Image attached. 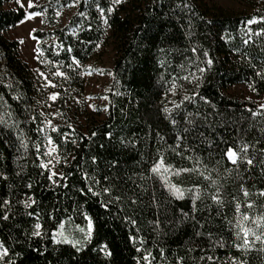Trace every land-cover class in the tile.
<instances>
[{
	"label": "trees",
	"instance_id": "trees-1",
	"mask_svg": "<svg viewBox=\"0 0 264 264\" xmlns=\"http://www.w3.org/2000/svg\"><path fill=\"white\" fill-rule=\"evenodd\" d=\"M17 1L0 0V116L7 125H15L0 124V205L5 199L12 205L9 220H0V241L9 249V256L0 264H146L141 259L143 250L156 257L152 264H178V258H183L182 264H209L200 261L202 255L217 258L215 264H229V257L264 264V252L242 253L234 247L238 242L234 226L240 216L236 202L241 204V213L250 217L264 212V197L259 195L264 191V109L224 93L228 86L246 85L258 96L264 95V79L257 75H264V8L237 13L206 0H122L119 4L79 0L76 13L65 25L62 9L72 0H47L32 8L30 13L43 14L44 29L34 36L42 41L44 59L67 77L60 82L58 107L62 115L69 117L74 95L84 91V78L73 58L86 64L102 46L113 45L116 51L107 118L91 122L87 132L65 142L64 134L71 131L68 127L59 128L58 133L37 131L46 129L47 94L22 60L19 43L7 37L27 16ZM97 4L104 9L103 16ZM109 8L113 11L108 12ZM203 52H208L214 63L200 72L207 67ZM193 76L198 81L190 84L184 79ZM185 95L193 98L185 100ZM165 107L171 109L170 114L163 111ZM189 112L196 124L183 133L184 127H189L185 121ZM253 112L260 114L253 117ZM182 134L185 139L179 141L177 151L183 155H177L171 148ZM48 135L69 160L63 170L67 188L53 187L47 172L36 166L40 161L34 145L39 144L43 153ZM21 138L27 150L21 146ZM244 145L248 146L247 157H254L252 166L240 151ZM229 148L238 153V167L225 155ZM160 154L165 165L174 169L193 168L199 157L202 163L197 167L206 166L205 175L210 173L222 185L224 206L213 203L209 194L215 189L197 173L170 176L181 188L200 187L202 200L197 201L198 211L192 213L190 195L176 199L159 176L151 173ZM93 157L97 158L95 165ZM85 172L100 180L99 186L92 185L101 191L99 197L81 194V189L87 193L91 183L84 178ZM105 176L110 180L106 182ZM241 185L252 195L245 198ZM103 187H111L113 196H121L120 203L105 209L102 201L110 197L103 194ZM28 196L36 201L31 209L21 203ZM129 196L138 201L136 205ZM248 203L255 206L248 209ZM181 210L195 215L199 223L184 220ZM28 212L39 213V221ZM87 219L93 232L81 252L69 244L53 243L51 236L60 230V224L72 237L83 240L79 229L87 232ZM37 222L43 226V238L31 236ZM197 231L204 235L197 237ZM221 238L227 244L224 248L215 243ZM160 248L165 250V258H161Z\"/></svg>",
	"mask_w": 264,
	"mask_h": 264
},
{
	"label": "snow or ice",
	"instance_id": "snow-or-ice-1",
	"mask_svg": "<svg viewBox=\"0 0 264 264\" xmlns=\"http://www.w3.org/2000/svg\"><path fill=\"white\" fill-rule=\"evenodd\" d=\"M122 0H113V3L115 4H119L121 3ZM31 6V0H30V5ZM185 7H189L188 5H185ZM97 9L100 12L101 16L104 15V9L100 8L99 5L97 4ZM113 9L109 8L108 12H112ZM81 15H83V13H81ZM104 23L107 24V20H104ZM208 23H211V21H209ZM251 23V21L249 22ZM262 32H264V30H262ZM261 33H256V35H260ZM245 43H248L247 40H245ZM72 49L69 48L68 51H71ZM193 52H196L197 49L193 48L192 49ZM203 56L206 57V68H201L199 69L200 72H204L206 71L208 68H210L213 65V60L209 57V53L208 52H203ZM73 63L76 64L77 67H79V61L76 60L75 58H73ZM69 67H72V65L70 64ZM91 74V73H89ZM41 76H44V79L47 81V84H45V87L51 85L52 87H56L55 84H52V82L50 80H48L47 76H45L44 73H40ZM53 75L55 76H61V77H66V74L59 71V69L53 73ZM257 75L261 76L262 79H264V75H261V73H257ZM185 80H188V82L191 84L193 82V80H197L198 81V77L193 76L192 80H189L188 77H184ZM197 87L199 86L198 83L196 85ZM175 94V93H173ZM199 93H193V96H198ZM57 98V96L54 94L50 97L51 100L55 101ZM193 97L192 96H187L185 95L184 99L185 100H191ZM207 103V101H206ZM175 107H179V105H175ZM163 111L165 113H171V109L165 107L163 109ZM260 113L257 112H253L252 115L253 117L259 115ZM193 117V113L189 112L186 114L185 117V121L186 124L189 127H184L183 129V133H188L192 128L195 127L196 121L194 119H192ZM170 118V116H169ZM34 119V118H33ZM206 119V117H205ZM46 125L48 127L52 128L53 132H59V126H53L52 122L49 120L45 121ZM171 123L173 125L177 124V121L175 119L171 120ZM0 124H5L7 127H15V125H7L6 121L3 119L2 116H0ZM69 128H71V125H68ZM45 128L44 127H40L37 129L38 132H45ZM93 135H95V133H93ZM159 135V134H157ZM68 135L64 134L63 139L65 142L68 141ZM161 140H164L163 136H160ZM185 139V136L182 134L180 137H178V142L176 144V146L174 148H171V146H169L171 148V150L173 152H176L177 155H183L182 152L177 151V149H179L181 147L180 144V140ZM45 151L43 153L40 152V145L36 144L34 145V147L36 148V159L40 161V163L38 165H36L38 168H40L41 170H44L47 172V180L56 187L59 186H63L65 188L68 187L67 184V175L63 172V171H57L55 170V165H53V160L56 161V163H59L61 160L60 155H53L55 153L58 152V145L54 144L53 142V138L48 135L45 136ZM73 144L76 143V141H72ZM121 143H124V140H121ZM21 146L25 148V150H27V144L23 143V139L21 138ZM241 152L245 153L244 155V161H246L247 165L252 166L253 165V159H249L247 157V151H248V146L244 145L241 147L240 149ZM225 155L227 156L228 161H230V163L232 165H237L238 167V153L237 151L233 150L232 148H229L227 150V152L225 153ZM41 156L44 157H48L47 161L45 162V160H43L41 158ZM188 159H193V157H186ZM72 159L75 160L76 157L72 156ZM65 162L67 163V157H64ZM202 162L200 160L199 157L195 158V165L193 168H179V169H174L172 165H165V158L163 156V154L159 155V159L153 164V166L151 167L150 171L151 173L159 176V178L164 182L165 186L167 187L170 195L174 196L176 199L178 200H183L185 198L186 195H190V199H191V204H192V213H195L198 211L197 209V201L202 200V192L201 189L198 185H193V187L191 188H181L180 186H178L177 184H174L172 182V180L170 179V176H179L181 173H188V174H192V173H197L199 176H202L205 180H208L210 182V186L212 188L215 189L214 192L209 194V198L213 201L214 204L223 207L224 206V201L222 199L221 196V187L222 185L220 184L218 179H212L211 174L208 173L207 175H205V173L208 171L206 166L204 168H200L197 167V165H200ZM92 164H97V158L93 157L92 158ZM51 165V167H50ZM110 167H113L112 165H110ZM226 171H230L228 169H226ZM20 173H17V175H19ZM44 172H41V175H43ZM239 175V172L237 173ZM84 178L86 180L91 181V183H89L88 187H87V193L84 192L83 189L80 190L82 195H86L88 193H90L92 196L94 197H99L101 195V191H97L94 190L93 188V184H95L96 186L100 185V180L96 179L95 176H89L87 172H85L84 174ZM151 178V177H148ZM4 180H7L8 177L7 176H3ZM129 179H131V177H129ZM140 179H145V177L141 176ZM241 179H243V177H241ZM104 180L107 182L110 180L109 176H105ZM64 182L61 185V182ZM33 187V185L31 183L27 184V188L31 189ZM112 191L113 189L111 187H103L102 192L104 195L109 196L110 198L107 201H102V206L105 209H108L113 203H120L122 197L119 195H112ZM241 191L243 192V195L245 198H248L250 195H252V193H250L246 188H244L243 185H241ZM260 196L264 197V191L259 193ZM128 200L131 202L132 205H136L137 204V200L133 199L131 196L128 197ZM233 200H236V197H233ZM21 203H23V207L25 209H31L33 208V206L35 205L36 201L33 197L28 196L25 200L21 201ZM255 205L253 203H248L247 204V208L248 209H252ZM157 207H159V205H157ZM0 209H3V215L0 216V220L3 221H8L10 218V213H12V205H11V201L8 199H5L3 201V204L0 205ZM123 210V209H121ZM235 210L237 213H240L239 218L236 220L235 223V241L238 242H234V247L236 248L237 251H240L242 253H249L252 250H257L260 252H264V212H262L259 215H256L254 217H250L247 214L241 213V204L240 202H236L235 204ZM29 216H33L36 215L37 217V221H39V213H33V212H28L27 213ZM181 215L183 217L184 220H193L196 221V217L195 215H190L187 212H183L181 210ZM129 221L133 224L136 223L135 220H133L131 217L128 218ZM183 222V221H181ZM197 223H199L198 221H196ZM231 223V222H229ZM251 224L252 226L249 227L248 225ZM42 224L40 222L35 223V230L31 233L32 237H39V238H43V233L40 231L42 228ZM157 227H158V223H157ZM199 227L201 229L204 228V224H200ZM59 231H53V234L51 236V239L53 241V243L55 244H69L71 245L76 252H81L85 245L86 242L88 240L91 239V234L93 231V225L91 223V220L89 219V223H88V229L87 232L84 231L83 228H80L79 231L84 233L83 236V240L80 239H76L74 237H72L71 233L69 234H65V232L63 231L64 229V225L60 224L59 225ZM195 235L197 237H202L204 235L203 232L201 231H197L195 233ZM59 237V238H58ZM212 238V234L208 233V239L211 240ZM251 238V239H250ZM134 239V238H133ZM144 241H141V244H143ZM216 245L220 248H224L227 246L226 242H224L222 240V238L218 241L215 242ZM259 244L260 248H256V245ZM79 245V246H78ZM106 247V246H105ZM142 249H138V251H141ZM193 249H189V251H192ZM144 251V255L142 256V261L146 262V264H152L153 260L156 259L155 256H153L152 252L147 251V250H143ZM108 255H111V253L109 252ZM9 256V249L7 247L4 246V243L2 241H0V262H3L5 260L6 257ZM160 256L161 258H165V250L163 248H160ZM200 261H204L207 260L209 262V264H215V260L217 258L213 257L212 255H207V256H201ZM182 260L183 258H178V264H182ZM229 264H248L247 260L244 259H238L236 257H229Z\"/></svg>",
	"mask_w": 264,
	"mask_h": 264
},
{
	"label": "rangeland",
	"instance_id": "rangeland-1",
	"mask_svg": "<svg viewBox=\"0 0 264 264\" xmlns=\"http://www.w3.org/2000/svg\"><path fill=\"white\" fill-rule=\"evenodd\" d=\"M78 1L72 0L69 6L62 9L61 19L64 25L76 13ZM206 1L237 13H251L264 8V0ZM46 3L47 0H31V6H29L30 0H18L17 4L27 11V16L24 21L7 33V37L19 43V52L22 60L30 67L40 85L46 91L47 102L44 105L45 121L49 120L53 126H59V128L71 125L68 140H73L77 133L87 132V128L91 122L104 121L107 118L109 92L113 80L112 68L116 51L113 45L102 46L95 58L86 64H79L82 77L84 78V91L82 95H74L69 108L71 111L69 117L62 115L59 111L58 102L60 98V82H62L63 77L53 75L57 69H53L46 62L41 50L42 41L36 39L34 36L36 31L44 29L43 14L29 12L32 8L43 6ZM40 73H44L48 80L52 84H55L56 87H52L51 85L45 87L47 81ZM224 93L230 98L264 109V95L258 96L246 85L228 86L224 89ZM54 94L57 96L55 101L50 99ZM49 132H53L52 128L46 125V133ZM57 154L60 155L61 160L59 163L53 160V165H55V170L63 171L65 166L69 164V160L67 159L68 162L66 163L64 155L59 151L53 155ZM47 159L48 157H45V162ZM53 187L57 188L56 186ZM87 221L89 223V219ZM63 231L66 235L69 234L67 230L63 229Z\"/></svg>",
	"mask_w": 264,
	"mask_h": 264
}]
</instances>
